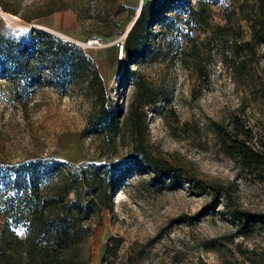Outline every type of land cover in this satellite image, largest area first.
<instances>
[{"label": "rangeland", "instance_id": "1", "mask_svg": "<svg viewBox=\"0 0 264 264\" xmlns=\"http://www.w3.org/2000/svg\"><path fill=\"white\" fill-rule=\"evenodd\" d=\"M77 1L88 8L82 22L71 10L32 19L43 0H0V9L15 19L0 18L76 43L91 36L106 40L107 47L82 48L99 67L108 109L123 119L134 99V76L147 82L157 101L147 107L146 148L170 170L157 175L132 159L127 140L108 146L102 136L82 134L93 108L84 83L61 90L46 82L26 110L3 104L0 93V164L45 157L74 165L125 159L113 210L92 219L90 264H264V224L247 232L242 215H264V167L259 173L243 170L215 133L238 122L264 142V40L238 73L232 66L240 57L226 59L218 33L208 38V24L225 23V8L237 9L239 0H202L203 25L190 24V9L200 0L159 1L147 38L122 59L114 42L126 37L141 0ZM106 10L114 16L110 24L101 19ZM229 31L231 38L251 35L247 27ZM7 83L0 76V90L7 92ZM18 233L23 237L25 229Z\"/></svg>", "mask_w": 264, "mask_h": 264}, {"label": "trees", "instance_id": "2", "mask_svg": "<svg viewBox=\"0 0 264 264\" xmlns=\"http://www.w3.org/2000/svg\"><path fill=\"white\" fill-rule=\"evenodd\" d=\"M116 1L111 0V4ZM159 1L148 0L143 4L125 38L126 57H132L147 38L148 27L159 13L156 6ZM78 3L77 0H43L41 11L32 19L71 10L82 22L87 18L88 8L84 2ZM2 7L6 9L3 4ZM203 10L204 2L200 0L197 9H190V24H204ZM225 15V23L208 24V38L219 34L226 59L240 57L232 67L242 73L264 40V0H239L237 9L225 8ZM113 18L110 10H106L101 19L110 24ZM232 26L247 27L250 37L231 38ZM2 75L8 77L7 92L0 90L3 104L23 110L27 109L33 92L46 82L61 90L84 83L93 99V108L82 134L91 131L102 136L108 146L116 140H127L132 159L147 164L157 175L169 172V166L146 148L147 107L157 99L152 96V87L140 76H134L136 91L128 113L118 119L108 109L106 87L96 61L78 43L50 31L16 28L0 18ZM215 133L223 152L243 170L262 172L261 138L251 136L250 130L238 122H233L230 130L218 126ZM124 160L120 156L74 165L56 157H45L0 164V264H90L92 219L104 210H113L112 192L121 180ZM242 215L247 232L253 230L255 223L264 224V215ZM20 227L25 229L23 237L18 233Z\"/></svg>", "mask_w": 264, "mask_h": 264}, {"label": "built area", "instance_id": "3", "mask_svg": "<svg viewBox=\"0 0 264 264\" xmlns=\"http://www.w3.org/2000/svg\"><path fill=\"white\" fill-rule=\"evenodd\" d=\"M142 3V0H141ZM127 36V34H126ZM126 38V37H125ZM125 38H118L115 40L116 49L119 55V59H122L125 56ZM81 47L85 48H104L108 46L106 40L100 36H91L84 41L78 42Z\"/></svg>", "mask_w": 264, "mask_h": 264}, {"label": "water", "instance_id": "4", "mask_svg": "<svg viewBox=\"0 0 264 264\" xmlns=\"http://www.w3.org/2000/svg\"><path fill=\"white\" fill-rule=\"evenodd\" d=\"M142 7H143V4L141 3L140 8H139V10H138V13H137V15H136V18H135V20L133 21V23H132V25L130 26V28L128 29L127 34L129 33V31L132 29V27H133L134 24L136 23V21H137L139 15H140V13H141ZM26 29H28V27H27ZM35 29H40V28H35Z\"/></svg>", "mask_w": 264, "mask_h": 264}, {"label": "bare ground", "instance_id": "5", "mask_svg": "<svg viewBox=\"0 0 264 264\" xmlns=\"http://www.w3.org/2000/svg\"><path fill=\"white\" fill-rule=\"evenodd\" d=\"M142 4H143V0H142ZM0 15H2L3 17H5L8 20L15 19V16L8 14V13H6L5 11H3L1 9H0Z\"/></svg>", "mask_w": 264, "mask_h": 264}]
</instances>
